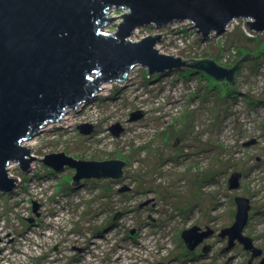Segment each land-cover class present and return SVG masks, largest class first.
Masks as SVG:
<instances>
[{
    "label": "rangeland",
    "instance_id": "374dc122",
    "mask_svg": "<svg viewBox=\"0 0 264 264\" xmlns=\"http://www.w3.org/2000/svg\"><path fill=\"white\" fill-rule=\"evenodd\" d=\"M120 14L103 30H115ZM150 34L162 35L161 53L188 64L241 61L235 83L190 65L152 74L138 65L24 141L37 158L27 171L12 163L9 175L20 180L0 190V264H249L241 244L219 236L236 221L237 196L250 199L244 234L264 260V32L238 19L203 39L184 21L142 26L131 39ZM63 151L122 160L123 175L73 184L76 168L43 160ZM237 171L240 188L230 189ZM194 227L205 235L187 243L183 232Z\"/></svg>",
    "mask_w": 264,
    "mask_h": 264
},
{
    "label": "water",
    "instance_id": "95a60500",
    "mask_svg": "<svg viewBox=\"0 0 264 264\" xmlns=\"http://www.w3.org/2000/svg\"><path fill=\"white\" fill-rule=\"evenodd\" d=\"M113 11L121 12V21L105 31L116 18ZM238 19L245 20L247 31L264 32V0H0V190L13 191L19 180L9 175L12 163L27 171L37 158L24 141L92 100L103 83L126 80L138 65L150 74L190 65L219 81H235L239 65L225 67L212 59L188 64L156 48L161 34L131 39L138 28L188 21L206 39ZM43 160L58 171L66 165L76 168L73 184L92 177L121 178L125 166L119 159L79 160L64 151ZM241 178L242 172L232 173L229 188H240ZM236 201V221L221 236L229 237V246L239 240L261 254L253 238L244 235L250 199L237 196ZM198 234L194 227L183 238L198 243Z\"/></svg>",
    "mask_w": 264,
    "mask_h": 264
},
{
    "label": "flooded vegetation",
    "instance_id": "af4514ba",
    "mask_svg": "<svg viewBox=\"0 0 264 264\" xmlns=\"http://www.w3.org/2000/svg\"><path fill=\"white\" fill-rule=\"evenodd\" d=\"M246 228V227H245ZM191 229V228H190ZM223 230V229H222ZM222 230H221V232H219V236H221V233H222ZM244 231H245V229H244ZM245 235V234H244ZM222 238H227L228 236H225V237H223V236H221ZM228 239V245H229V237L227 238ZM254 239H253V245H254ZM237 243H239V244H241V246L246 250V251H248L249 252V256H250V259H249V264H263L264 263V260H262V262L261 261H255V260H258V258H260L259 256L261 255V254H263V251H262V253L261 254H256L255 253V250H254V246H252L251 248H249V247H246V244L245 243H242V242H240L239 240H236L234 243H233V245H232V247H234ZM256 246V245H255ZM257 247V246H256ZM258 248V247H257ZM260 249V248H259Z\"/></svg>",
    "mask_w": 264,
    "mask_h": 264
},
{
    "label": "bare ground",
    "instance_id": "6f19581e",
    "mask_svg": "<svg viewBox=\"0 0 264 264\" xmlns=\"http://www.w3.org/2000/svg\"><path fill=\"white\" fill-rule=\"evenodd\" d=\"M235 22H236V21H235ZM235 22H234V23H235ZM234 23H233V24H234ZM231 27H232V26H231ZM231 27H229V28H231ZM228 30H229V29H228ZM228 30H227V31H228ZM227 31H225V32H227ZM225 32H223V33H225ZM201 36H202V35H201ZM210 37H211V35L208 37V39H209ZM202 38H203V36H202ZM203 39H204V38H203ZM198 70H199V69H198ZM209 75H210V74H209ZM210 76H211V75H210ZM105 86H106V85H103V87H102V88H104ZM78 108H79V107H78ZM64 117H65V116H64ZM56 122H57V121H56ZM54 123H55V122H54ZM26 144H27L28 146H29V145H30V146L32 145V143H31V142H29V143H26ZM233 173H234V172H233ZM204 235H205V234H202V236H201V237H203ZM199 236H200V234H198V236H197V237H199ZM183 239H184V238H183Z\"/></svg>",
    "mask_w": 264,
    "mask_h": 264
},
{
    "label": "trees",
    "instance_id": "16d2710c",
    "mask_svg": "<svg viewBox=\"0 0 264 264\" xmlns=\"http://www.w3.org/2000/svg\"><path fill=\"white\" fill-rule=\"evenodd\" d=\"M240 64H241V61H238L234 66L240 65ZM223 82H224V84L226 86H230V85H233L235 83V81L233 83L232 82H229V81H223Z\"/></svg>",
    "mask_w": 264,
    "mask_h": 264
},
{
    "label": "clouds",
    "instance_id": "9594fccd",
    "mask_svg": "<svg viewBox=\"0 0 264 264\" xmlns=\"http://www.w3.org/2000/svg\"><path fill=\"white\" fill-rule=\"evenodd\" d=\"M242 20V19H241ZM193 26V25H192ZM194 27V26H193ZM195 29V28H194ZM196 30V29H195ZM225 67H227V66H225ZM234 67V66H233ZM231 68V67H230ZM25 145H27V144H25ZM28 146V145H27ZM29 147V146H28ZM20 180V179H19Z\"/></svg>",
    "mask_w": 264,
    "mask_h": 264
},
{
    "label": "built area",
    "instance_id": "2783aa9c",
    "mask_svg": "<svg viewBox=\"0 0 264 264\" xmlns=\"http://www.w3.org/2000/svg\"><path fill=\"white\" fill-rule=\"evenodd\" d=\"M189 23H191V22H189ZM192 24V23H191ZM193 25V24H192ZM139 29V28H138ZM137 31V30H136ZM136 34V33H135Z\"/></svg>",
    "mask_w": 264,
    "mask_h": 264
}]
</instances>
